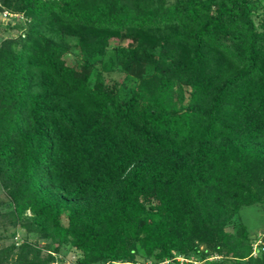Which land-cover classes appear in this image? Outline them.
<instances>
[{"label":"trees","instance_id":"obj_1","mask_svg":"<svg viewBox=\"0 0 264 264\" xmlns=\"http://www.w3.org/2000/svg\"><path fill=\"white\" fill-rule=\"evenodd\" d=\"M3 10L23 20L0 40V217L22 233L0 264L63 245L74 264H264L240 218L264 207V0Z\"/></svg>","mask_w":264,"mask_h":264},{"label":"rangeland","instance_id":"obj_2","mask_svg":"<svg viewBox=\"0 0 264 264\" xmlns=\"http://www.w3.org/2000/svg\"><path fill=\"white\" fill-rule=\"evenodd\" d=\"M23 18L21 14H18L16 12H10L4 14V11L0 12V40L5 37H14L18 33L19 26H12L13 24H21ZM112 77L117 76L115 74H109L107 75V79H110ZM0 200H4V195L0 189ZM5 203H0V212L5 209ZM240 218L241 222H243L246 225L247 228V238L249 239V242L252 245V248H254L255 245L257 246L256 250L251 249V253L259 254V252L264 250L263 240L262 236L264 235V207H261L258 204H250L246 206H242L240 209ZM238 219L234 220V225H238ZM0 223L4 224V227L0 226V243L7 244L11 241H15V243H18L21 240V229H17L14 235L12 236H5L7 232L11 231V226L6 225V218L0 217ZM233 224H229V228L232 230L234 229ZM40 243L42 241L40 240ZM253 251V252H252ZM258 251V252H257ZM56 255V260H53L55 264H74V258H75V252L73 249L69 248L67 245H63L59 248L57 253H54ZM218 257L217 255H207L206 258L198 259L192 254H189L188 257L182 256V255H176L175 259L178 261H182L183 264L185 261H189L187 263L191 264H209L207 261H211V259H216ZM207 259V260H205ZM133 264H159V262L152 263L150 259H144L141 263V258H137L136 261ZM210 264H215L210 263ZM223 264H231L229 259H224Z\"/></svg>","mask_w":264,"mask_h":264},{"label":"built area","instance_id":"obj_3","mask_svg":"<svg viewBox=\"0 0 264 264\" xmlns=\"http://www.w3.org/2000/svg\"><path fill=\"white\" fill-rule=\"evenodd\" d=\"M4 11V14H6V13H10V12H7V11H5V10H3ZM252 246V245H251ZM257 249V245H255L254 246V248H252V250H256ZM253 252V251H252ZM49 264H55L53 261L52 262H50Z\"/></svg>","mask_w":264,"mask_h":264}]
</instances>
